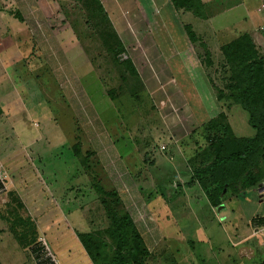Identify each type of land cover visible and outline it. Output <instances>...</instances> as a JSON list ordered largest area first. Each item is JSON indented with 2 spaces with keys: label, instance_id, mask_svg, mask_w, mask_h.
<instances>
[{
  "label": "rangeland",
  "instance_id": "rangeland-1",
  "mask_svg": "<svg viewBox=\"0 0 264 264\" xmlns=\"http://www.w3.org/2000/svg\"><path fill=\"white\" fill-rule=\"evenodd\" d=\"M86 1H89L88 4L91 3L94 7L97 4L99 5L100 2L101 4L103 2L108 10L110 9L114 12L111 13V22L106 19L104 12H101L104 18L102 17L103 26L99 32L101 30L104 34L114 32L122 44L121 47L124 54L129 56L133 66L127 62L125 64L119 62L120 58L122 57L123 59L125 55L123 53L117 54L119 52L118 50H116V54L107 51V48H110L114 44L115 41L113 39H111V43L101 46L96 39V33L93 35L90 34V28L84 27L79 30L77 26H73V23H71V32L73 33L75 41L73 39V41L70 40V42H67L66 38L61 40L60 37V49L51 50V54L54 57L59 52L57 59L61 64H64V69L59 66L60 73L62 71L65 72L66 68L70 71L68 74L69 80L66 84V86L69 85V90L68 88L67 90L69 91L70 101L73 104L77 101L81 102L85 111L81 112L80 110V113H78L79 111L77 112L83 124H81L82 127L76 128L75 132L71 134L70 140L71 146L73 147H70L68 162L66 164L70 171V179L66 180V186L69 185L70 187L71 200L70 203L68 202L69 207H67V213L71 216L70 221H84L83 227L76 223H70V226H65V223H62V225L60 223L56 224L60 220L57 217L61 218L63 215L62 210L59 208V203L61 202L57 201V197H60L56 196L54 198V203H56V206L53 203L54 208L47 209V207H44L51 198L45 184H43L41 178L31 166L35 162V158L44 155L47 156V153L55 158L56 155L54 154L58 153L56 152V147L59 146L62 140L60 133V131L62 132V128H60L62 126L58 125V129L54 124L56 122L53 117L55 115L54 108L44 107V104L36 107L30 113L33 119V121H30L28 113V118L23 117L26 116V106H22L24 110L22 114L19 113V115L14 114L15 112H9L0 121V140H2L0 143V172L8 176V186L10 185V177L12 179L8 171L15 174L14 176L18 180V183L25 179L22 182L23 187L25 190L32 189L34 193L32 196L37 200L36 207L33 202L32 208L26 209L21 206V203L13 193L7 194L8 186L5 190L0 191L1 214L7 218L20 219L21 222L24 220L22 224L17 223L14 231L18 236L24 229V232L28 235V240H24V243L30 240L32 242L25 247L26 259L23 258V264H37V261L43 264H81L82 259L72 249L77 244L74 242L77 232H91L95 237L109 242L107 235L109 224L105 217V208L100 201L101 196L92 188L95 184L94 182H96L93 174L95 171L92 169L91 163H89L91 161L88 160V153L86 154L84 152L87 146L84 144L83 147L82 137L85 136L90 141L96 140V138L100 139V145L97 146V149L102 156L107 155L108 157V160L107 157H101V159L103 158L102 165L112 175L111 180L118 186L119 194L124 199V202H127L129 201L127 200L129 194L134 195V199L138 201H145L148 198V194H151L152 198L153 196L156 198L159 196L157 187L158 191L163 194L159 196L162 198V201L177 200L179 196L185 195L183 194L182 187L186 185L185 189L191 188V186H187L190 173H188V170H185L187 168L185 164L187 163L184 164L182 157L191 155L194 150H197V152L201 150L205 146V143H207V136L211 137L213 134L215 138L221 136L223 134L222 126L229 125L233 134L237 137H250L253 135V130L247 123V114L245 111L226 100L218 101L216 99L215 87L226 88L229 83L230 71L228 66H223L221 50L219 49V44L215 45V38L206 40L199 35V40L189 44L187 31L182 30L177 21L178 18L169 7L170 4L168 7H164L161 14L157 15L158 10L154 9V7L148 9L145 5L142 6L143 9L134 7L133 11L130 8L131 1L126 0V2L119 0ZM60 3L67 4V10L77 15L74 16L75 19L80 17L81 22L85 20L82 6H79L78 2H75V0H67L64 2L60 1ZM55 4L58 5L57 2ZM153 15L159 17L160 21L162 18L165 19V26L168 28L171 25L170 29L171 31L174 29V32H164V35L162 32H154L156 41L152 39L151 33L148 31V34L145 31L146 26L147 28L151 26V24H147L145 17H148V19L152 17L151 23L155 27V30H157L158 27L154 23L155 17ZM98 28L100 27L98 26ZM158 30L160 29L158 28ZM261 32L264 33L262 29ZM162 35L172 46L171 50H166H169L170 55L168 57H173L172 60L170 59V64L174 68L179 80L174 76L175 74L170 75L172 77L169 76V79L166 78L167 76L165 77L166 79L160 78L161 75L158 69L163 74L165 71L163 65L165 64H160V62L156 64L153 60L159 55L158 50L161 51V45L166 48V43L162 39ZM223 37H228L227 33ZM202 39L206 40L208 47L204 48L205 44L204 47L202 46ZM213 40L214 42H212ZM156 44L159 45V49ZM153 45L158 50L153 49ZM254 45L259 54L262 55L264 43L259 41L255 42ZM153 50L154 52H152ZM207 51L212 59V66L210 67L204 65L203 54ZM148 55L153 62L149 61ZM83 59L85 62L88 61V63L82 64L81 61ZM90 68L93 69L95 75L89 70ZM153 70L156 71V74L152 73ZM115 72L118 73L116 77ZM129 72L134 75L128 74ZM185 72H187V76H185ZM150 74L151 77L149 76ZM85 75L89 77L85 78ZM95 76L103 82L106 79L113 80L111 81V85L106 86L105 89L107 90L108 88V91H112L114 97L126 93L127 88H134L135 90L136 86L142 89L138 85H143L144 89L147 88L149 90H143L139 94L132 93L131 91V93L114 100L112 102L113 105L110 107L107 104V99H101L97 95V93L99 94L100 87L104 83H101ZM120 76H124L126 80L121 79ZM114 78H118V80H114ZM131 78L135 79V83L133 82L134 79ZM129 79H131L130 82ZM61 82L59 81V83ZM30 83L24 80L18 82L19 85H14V93L12 94L20 96L23 99L27 98L30 94L32 101L42 100L35 90L30 89L31 85L33 88H36L35 84L32 83L29 85ZM174 90L177 92L176 96L167 95ZM29 91L30 93H28ZM85 94L90 96L91 103ZM99 99L101 100L99 101ZM12 100L13 96H11L10 101ZM92 103L98 114L92 111ZM13 114L15 118L20 116L19 120L22 121L20 127L17 123L15 127ZM62 115L65 117L63 119L64 121L61 119V122L64 124V132L68 133L70 127L68 124L70 121H67L68 114L61 113L60 116ZM212 120H217L221 127L214 129L215 133L210 134L203 127ZM66 121L67 123H65ZM116 132L117 134H115ZM19 137L23 141L19 140ZM80 141L82 144L81 149L78 143H75ZM51 143H53L52 148L56 150L52 151V148L50 149L48 147ZM117 152L124 154L131 153L132 156L140 157L141 160L145 159L143 161L147 166H144L145 170H142L141 175L135 176L136 180L129 177L128 180L130 182H128L124 178L125 174L124 176L120 172L113 174L110 168L120 163V157ZM109 158L114 162L110 163ZM179 159L182 161V164L178 161L180 165L176 162ZM131 160L133 159L131 158ZM5 161L7 163L6 165L4 163ZM153 163L159 166L157 168H151L153 172L160 168L161 171L169 173L168 176L160 178V181L164 183L162 186H158L156 183L157 178L150 177L146 170H150L148 166H151ZM43 176L49 184V178L45 174ZM139 187L141 190H144V199L141 197V193L139 192V194L137 191ZM261 189L255 188L248 190L244 193V196L240 195V197L233 196L232 194L230 196L228 193L229 196L225 202L226 206L217 213L220 214L219 217L221 219H225L222 224L227 227L230 224L224 221H229L235 217L236 219L238 218V224L244 226L248 218L253 216L252 221H250L255 226L254 224H257L256 222L258 221L257 216L264 214V190L262 194L257 192H261ZM57 191L60 193L58 189ZM118 207L120 208V205ZM28 213L31 215L29 216ZM119 213L122 215L123 210H119ZM52 216L54 217L52 218ZM27 217L33 218L37 222L34 226L37 236H31L30 238L31 231L29 228H31V225L28 222L29 220L26 219ZM206 218L204 219L207 220ZM201 223L204 222L201 221ZM210 225L211 227H208L207 233H210V235L212 233L215 234L211 238L216 243L218 239L217 234L219 233L214 223ZM65 227L68 228L67 236L63 235L62 229ZM5 229H7V225ZM245 230L242 231V234L248 231ZM219 235V237H224L222 233ZM247 240L245 239V241L238 243V246L235 247L238 256L243 255V257L248 258L252 255L251 252H253V249L257 250ZM186 246V243H183L181 245V252L175 254L174 259L177 262L182 260L186 251L189 252ZM194 246L196 247L195 250L202 248L198 245V242ZM188 247H192L191 243ZM224 247L226 249L227 245ZM255 250L253 255L260 262L264 259V252L260 253L261 250L255 252ZM230 253L233 255L234 251L230 250ZM221 256H213V254H209L203 250L198 256L190 257V259L195 264H230L227 257ZM20 260H22V257Z\"/></svg>",
  "mask_w": 264,
  "mask_h": 264
},
{
  "label": "crops",
  "instance_id": "crops-1",
  "mask_svg": "<svg viewBox=\"0 0 264 264\" xmlns=\"http://www.w3.org/2000/svg\"><path fill=\"white\" fill-rule=\"evenodd\" d=\"M60 1L64 2L67 0H0V121H2V119L5 117L4 115L9 114V112H15L14 114H22L24 111L22 109V106H26V116L23 117L28 118V113L30 121H33L30 113H32L36 107L44 104V107L54 108L53 110L55 115L53 117L56 121L54 124L58 129V125L62 126L60 127L62 128L63 132L62 133L60 131L62 140L59 146L56 147L57 150L55 148H52L53 143H51L50 146L48 145V147H50V149L52 148V151L56 150V152L58 153L54 154L56 155L55 158L51 157L48 153L47 156L44 155L39 158H35V162L31 166L34 171L37 172L43 184H45V187L49 192L51 198L50 201L52 200V202L48 201V204H46V206L44 207H47V209L54 208V198H56V196L60 197H57V201L61 202L59 203V208L62 210L63 215L61 218L57 217V219L60 220H58L56 224L60 223L62 225V223H65V226H70V223H76L79 226L83 227L84 221H70L71 216L67 213V207H69V203L71 200L69 191L70 187L69 185L66 186V180L70 179L69 167H67L66 164L69 157L68 149L71 144V134L75 132L76 128L82 127L81 124H83V121L80 120L77 112L79 111L78 113H80V110L81 112H83L84 106L81 102L77 101L73 104L70 101L68 91L69 85L66 86L69 80L68 74L70 73V71L66 68L65 72L62 71L60 73L59 66L64 69V64H61L57 59V55L59 54V52L54 57V55L51 54V50H59L61 40L63 38H66L67 42H70V40L73 41V39L75 41L73 33L71 32V23H73L74 27L77 26L79 30L84 27L90 28V34L93 35L96 33L97 41L101 46L105 45V43L103 42V38L105 36L102 34V30L99 32V30L102 29L101 27L103 26L104 18L101 15V12H104L106 19H108L110 22L112 21L111 13L114 12L110 9L108 10L105 3L103 4V2V5L100 2L99 5L97 4L94 7L91 3L88 4L89 1L75 0V2H78L79 6H82V12L85 16V20L81 22L80 17H77L75 19L74 16L77 15L72 13V11L70 13L67 10V4L60 3ZM119 1H131L130 8L133 11L134 7L142 8V6L144 5L147 6L148 9L154 7V9L159 11L157 15L161 14L164 7H168L170 4L169 7L172 11H174L175 16L178 18L177 21L179 22L182 30H185V27H189L190 31L195 35L197 40L200 39L199 35L206 40L215 38L214 40L216 41L214 42L213 40L212 42H214L215 45L219 44V49L225 43L232 41L240 35L244 34L248 35L251 40H253V43L259 41L264 43V33L261 32L262 25H264V0H199L200 11L198 14H193L192 12L186 11L184 9L175 10L171 5L170 0ZM55 2H57L58 5L55 4ZM134 4L135 6H133ZM153 16L155 17L154 23H156L157 27L160 30H158V28L157 30H155V27H153L151 23L152 17H150L149 19L148 17H145L146 19L144 18L145 21H147L148 25L151 24L150 27L148 26L149 28H147L146 26L145 31H147V33L149 31L151 33L152 39H155L156 41L154 32H162L163 35L164 32H174V29L172 31L170 29L171 25H169V29L165 26V19L162 18V20L160 21L159 17H157L156 15ZM98 26L100 28H98ZM225 33H227L228 35V37L226 38L223 37ZM163 35L162 39L166 43V48L161 45L160 51L158 50V44H156L158 49L153 45V49L159 51V55H157V58L153 60L156 64H158L159 62L160 64H165L163 65V67L165 68L163 74L161 70L158 69L159 74L161 75L160 78L163 79L167 76L166 78L169 79L170 77H172L170 75L175 74V70L170 64V59L172 60L173 57H168V55H170L169 50H171L172 46L169 41H167V39L163 37ZM204 39L201 40V44L203 43L202 46H204L205 44V47H208V43H206V40ZM188 42L189 44H191L189 38ZM114 46L116 47V43ZM152 52H154V50ZM123 55H125L124 52ZM123 57V59L122 57L120 58V63L121 60L127 59L128 62H130V65L133 66L132 61L129 59V56L125 55ZM148 57L149 61L153 62L149 55ZM81 62L82 64L88 63V61L85 62L84 59ZM166 65L168 66L166 67ZM89 70L92 71L95 75L93 69L90 68ZM152 73L156 74V71L153 70ZM186 73L187 72H185V76H187ZM128 74L132 73L129 72ZM117 75L118 73L115 72V77ZM149 76L151 77V74ZM174 76H176V78L178 79L176 74ZM87 77L89 76L85 75V78ZM95 77L98 78L97 76ZM120 77L121 79L126 80L124 76ZM98 79L101 81V83L104 84H102V86L100 87L99 94L97 93V95H99L101 99H107V104L110 105V107L113 105L112 102L114 100H117L118 98L131 93V91L132 93L139 94L142 93L143 90H149L147 88L144 89L143 85H138L142 89H139L134 85L135 90L134 88H127L126 93L119 95L118 97L115 96L112 100L108 96V88L106 90L105 87L110 86L111 81L113 80L106 79L103 82L100 78ZM131 79H129V82ZM23 80L25 82H32L33 84H35L36 88H33L31 85L32 83H30V89L35 90L38 96L42 98V100L32 101V99H30V94L27 98L24 99L20 96H15V94H12L14 93V85H19L18 82H22ZM114 80H118V78H114ZM59 81L62 82L59 83ZM133 82L135 83V79ZM137 82L139 83L138 80ZM30 91L28 93H30ZM176 93L177 92L174 90L167 95L176 96ZM11 96H13L12 101H10ZM86 96L88 99H90V96L88 94ZM101 99H99V101ZM91 102L92 101L90 99V103ZM91 108L95 114H98L95 111V106L93 103L91 104ZM159 108L161 107L159 106ZM61 113L68 114L67 121H70L68 123L70 125L68 133L64 132V124L63 122H61V119L63 120L65 117H63V115L60 116ZM14 114L13 123L15 124V127L16 123L20 127V125H22V121L19 120L20 116L15 118ZM49 120L51 119L49 118ZM67 121L65 123H67ZM115 134H117V132ZM18 139L23 141L21 137H19ZM81 141L83 142V147L85 144L87 146L86 150H90L93 153V157H91V160L97 161L99 164L98 166H95L93 170L95 171L94 174L96 175L100 185L106 191H115V193L117 194V198H119L121 202L122 208L129 214L135 230L140 240L142 241V245L147 252L143 264H192L193 261H191L190 257L198 256V254L203 250L207 251L209 254H213V256L222 255L221 257H227L230 264L258 263V261H255L256 258L253 255L255 249H253V252H251L252 255L250 257L245 258L243 257V255L238 256L236 252L237 249L235 248L236 246H238V243H241L245 241V239H248L247 241H249V244L253 245L254 248H257V250H261L260 253L264 252V226H260L258 224H254L255 226H253L251 224V219L253 218V216L248 218V221L244 224V226L239 225L238 218L236 219L235 217L231 218L229 221H224L227 223L229 222L230 224L227 225V227L224 226L222 222L225 219H221V217H219L220 214L217 213L221 209H223L226 204L224 203L219 208H212L208 204V202L203 199L202 194L199 192L196 186H192L190 189H185L186 185L183 186L182 191H184L183 194L185 195L179 196V199L177 200L162 201V198H160L159 196H162L163 194L158 191L157 187L159 196H155L156 198H154V196L152 198L151 194H148L147 199L149 200L146 199L147 201H138L134 199V195L129 194L127 198V200L129 201L124 202V199L119 194V190L117 188L118 186L111 180L112 175L105 169L104 165H102V159L107 157V155L102 156L97 149V146L100 145V139L96 138V140L90 141L84 136L82 137ZM1 142L2 140H0V143ZM135 149L137 150L136 147ZM117 153L120 157V163H118V165H113L112 168H110L113 174H115V172H120L123 176L125 174L124 178L125 180L127 179L128 182H130L128 180L129 177L136 180L135 176H138L139 174L141 175L144 166H147V164H145V162L143 161L145 159L141 160L140 157L132 156L131 153ZM101 157L103 158L101 159ZM131 158L133 160H131ZM178 161L179 163L181 162V164L183 161L185 164L186 157H182V161L180 159L176 161L177 164L180 165ZM109 162L112 163L114 161L110 160L109 158ZM4 163L5 165L7 164L6 161ZM154 165L155 163L151 164V166H148L150 170H146L149 173L150 177L157 178V185L162 186L164 185V183L160 181V178L168 176L169 173H166V171H161L160 168L153 172L151 168L159 167L157 165ZM185 166H187V164H185ZM185 170H188L189 172H187L190 173L188 166ZM8 173L10 174V176H12V179L10 177V185L7 188V194L13 193V195H15L17 200H19L23 208L31 209V206L34 203L36 207L37 200L32 196V194H34L32 189L25 190L22 185V182L25 179L22 180V182L18 183V180L14 176L15 174L11 173V171H8ZM43 174H45L49 178V184L44 179ZM136 186L138 185L136 184ZM57 189L60 191V193L57 191ZM137 191L138 193H141L139 194L143 198L144 190H141L139 187ZM260 191L263 192L262 189ZM54 204L56 206V203ZM30 215L31 214H29V216ZM258 216L264 218V214ZM53 217L54 216H52V218ZM204 218H206L207 220H205ZM31 219L33 220V218ZM10 220L11 218L5 217L0 212V264H23V258L26 259V248L21 247L15 239V234L13 231H11L10 224L8 223ZM201 221L204 222L201 223L202 226L206 227L201 226ZM36 223L37 222L34 221L35 225ZM212 223L216 225L218 233H222V235L224 236L219 237L220 235L217 234L218 239L216 243H214L211 238V236L215 234L212 233L210 235V233H207V229H209L208 227H211L210 224ZM6 225L7 229H5ZM245 229L248 231H246ZM62 230L63 235L67 236L68 228L65 227ZM244 230L246 232L242 234V231ZM74 242H76L77 244L72 247V249L77 253V256L82 259L81 264H92L85 251L83 250L81 244L79 243L77 237H75ZM197 242L198 245L202 248L195 250L196 247L194 245ZM183 243H186V248L187 250H189V252L186 251V257L183 255L182 260L177 262L174 259V256L175 254H179L181 252V245ZM190 243L192 245L191 248L188 247ZM225 245H227L226 249H224ZM230 250L234 251V256L230 253ZM257 250H255V252ZM21 257L22 260H20ZM254 261L255 263H253ZM193 264L195 263L193 262Z\"/></svg>",
  "mask_w": 264,
  "mask_h": 264
},
{
  "label": "trees",
  "instance_id": "trees-1",
  "mask_svg": "<svg viewBox=\"0 0 264 264\" xmlns=\"http://www.w3.org/2000/svg\"><path fill=\"white\" fill-rule=\"evenodd\" d=\"M170 3L175 10L184 9L193 14H198L200 11L199 0H170ZM185 30L190 42L197 40L189 27H185ZM102 34L105 36L103 38L105 45L111 43V39L115 41L110 48H107V51L116 54L118 50L117 54L123 53L122 44L114 32L111 34L102 32ZM220 50L223 66H228L230 76L226 88L215 87L216 99L226 100L245 111L247 123L252 128L253 135L237 137L230 126L225 125L222 126L221 136L216 138L214 134L211 137L207 136L205 146L198 152L194 150L186 157L190 170L187 186H196L203 199L212 208L221 207L230 194L240 197L248 190L264 188V51L262 55L259 54L253 41L246 34L225 43ZM203 58L206 67L212 66L208 51L204 52ZM126 62H128L127 59L121 60L122 64ZM107 93L113 100L112 91L107 90ZM220 127L217 120H212L203 128L211 134L215 133L214 129ZM75 143H78L81 149V141ZM70 147L73 146L70 144L68 151ZM84 152L89 155L88 160L91 161L89 163L92 169L99 165L97 161L91 160L93 153L90 150ZM94 178L96 182L92 188L101 196L100 201L105 208V217L109 224L107 234L109 242L95 237L91 232L81 231L76 233L79 243L92 264H143L147 252L129 214L122 208L115 191L104 190L95 174ZM257 192L262 194V191ZM119 210H123L122 215ZM26 219L31 225L30 238L37 236L34 221L28 217ZM257 220L258 225L264 226V218L258 217ZM22 222L20 219H11L8 223L18 244L25 248L32 243L31 240L24 243V240H28V235L24 229L18 236L14 231L17 223L22 224ZM37 264L43 263L37 261ZM256 264H264V259Z\"/></svg>",
  "mask_w": 264,
  "mask_h": 264
},
{
  "label": "built area",
  "instance_id": "built-area-1",
  "mask_svg": "<svg viewBox=\"0 0 264 264\" xmlns=\"http://www.w3.org/2000/svg\"><path fill=\"white\" fill-rule=\"evenodd\" d=\"M262 30L264 31V25L262 27ZM7 182H9L8 176H6L4 173L2 174L0 172V191L1 190H5L7 188V186H8V183Z\"/></svg>",
  "mask_w": 264,
  "mask_h": 264
},
{
  "label": "water",
  "instance_id": "water-1",
  "mask_svg": "<svg viewBox=\"0 0 264 264\" xmlns=\"http://www.w3.org/2000/svg\"><path fill=\"white\" fill-rule=\"evenodd\" d=\"M262 190H264V188H262ZM242 196H244V194H242Z\"/></svg>",
  "mask_w": 264,
  "mask_h": 264
}]
</instances>
